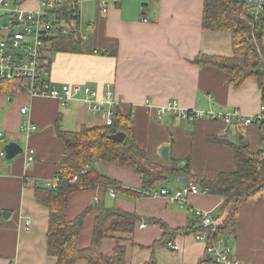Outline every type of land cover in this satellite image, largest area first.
<instances>
[{"label": "crops", "instance_id": "obj_1", "mask_svg": "<svg viewBox=\"0 0 264 264\" xmlns=\"http://www.w3.org/2000/svg\"><path fill=\"white\" fill-rule=\"evenodd\" d=\"M21 4L29 11L37 9V0H22ZM203 4L204 0H124L101 15L97 3H80L78 24L85 25L86 33L80 34L85 40L79 37L77 53L52 52L48 43L43 77L55 88L86 86L99 95L105 85H111L119 101L114 113L119 110L123 116L131 115L136 143L154 161L170 167L190 157L193 175L201 179L232 172L233 149L212 143L209 138L226 137L231 144L240 141L255 153L264 135L255 125L226 132L221 121L187 122L173 114L156 118V110L173 101L187 111L237 109L245 116L258 112L260 90L254 80L233 88L229 75L194 62L201 55H232L229 33L202 29ZM69 102L74 103L68 106ZM22 109H26L25 114ZM90 117L98 118L79 98L61 106L55 99L30 98L23 91L0 92V154L10 142L23 150L10 161L4 159V153L0 155V264H57L47 253L48 210L35 201L34 191L54 179L65 152L55 124L73 132L96 126L89 123ZM26 121L36 127L29 134L21 130ZM164 147L168 148L167 161L161 158ZM29 150L32 162L27 161ZM91 167L139 195L126 196L103 187L73 193L67 218L74 220L87 211L78 239L81 249L90 245L94 219L99 207H104L138 217L132 234H111V238L102 240L100 251L104 256L112 255L119 239L125 246L126 264H146L151 257L156 264H205L203 243L196 242L192 232H176L198 227L190 208L221 220L224 211L220 209V197L199 190L196 195H188V206L182 207L159 195H143L139 176L128 169L100 162ZM187 184L175 177L157 184L155 192L174 194ZM110 191L114 197H110ZM236 217L234 230L224 235L226 242L227 235L231 239L233 254L242 264H264V197L245 200ZM162 238L175 244L177 251L156 245Z\"/></svg>", "mask_w": 264, "mask_h": 264}, {"label": "trees", "instance_id": "obj_2", "mask_svg": "<svg viewBox=\"0 0 264 264\" xmlns=\"http://www.w3.org/2000/svg\"><path fill=\"white\" fill-rule=\"evenodd\" d=\"M57 11L61 19L70 20L77 13V8L63 7ZM250 21L251 17L244 12L242 0H204L202 29L229 33L232 55H201L194 62L226 73L233 88H238L246 80H254L261 90L264 87V21L258 23L254 30L250 28ZM79 41L78 36H57L51 41L50 50L77 53ZM97 53L100 54L99 51ZM16 86L15 81H0V92L17 91ZM117 132L124 133L122 142L109 138ZM55 133L65 148L59 171L54 177L57 184L54 188H45L43 185L36 187L34 199L48 210L47 253L56 259L57 264H75L79 260H84L86 264H126L125 246L119 243V239H116L109 257L101 254L100 245L103 239L111 238V234H132L138 220L136 215L99 207L93 223L90 245L84 249L78 246V239L87 211H83L74 220L67 218L69 198L79 191L103 187L126 196L139 195L123 188L115 180L97 173L92 167L86 173L81 172L86 165L92 166L94 162L130 170L139 176L143 193L155 191L160 182L178 177L186 183L196 185L205 194L220 197V209L224 211V216L219 220L215 232L203 228L198 219L196 229L187 228L176 232H192L194 235L206 233L208 240H215L234 230L240 205L249 198L261 196L264 191V161L260 149L251 153L246 144L240 141L231 144L226 137H213L209 141L233 149L235 170L219 172L212 179H201L193 175L190 157L175 161L170 167L151 159L136 143L131 115L123 116L119 110L115 111L111 126H83L78 131L69 132L56 123ZM76 175V182L70 183V179ZM161 226L165 228L163 224ZM167 240L162 238L156 245H166ZM146 264L156 262L151 257Z\"/></svg>", "mask_w": 264, "mask_h": 264}, {"label": "built area", "instance_id": "obj_3", "mask_svg": "<svg viewBox=\"0 0 264 264\" xmlns=\"http://www.w3.org/2000/svg\"><path fill=\"white\" fill-rule=\"evenodd\" d=\"M22 0H0V81H15L17 93L23 91L28 97H44L57 100L63 104L67 100H77L83 103L88 111L102 120L104 126H111L114 118V107L119 103L111 85H105L103 93L92 90L89 87L78 85H62L55 88L42 77V66L45 61L46 45L56 36H81L78 24V11L69 19H61L57 11L63 8V4H69L76 9L78 4L85 1L98 4L101 15H105L111 6L117 5L124 0H37V9L33 11L22 8ZM244 12L251 17L250 28L254 30L258 23L264 21V0H242ZM92 31V27H88ZM81 34V35H80ZM146 105H150L146 102ZM151 107V106H149ZM26 109L21 113L25 114ZM166 114H173L180 120L193 122L206 119L210 121H221L225 131L242 126L255 125L260 132L264 133V87L260 90V104L257 114L245 116L239 110L232 109L226 112H215L211 110H184L176 102H169L156 110V118L160 119ZM30 122H24L21 130L29 134L34 131ZM261 158L264 161V135L260 147ZM3 156V153L0 154ZM32 151H28L27 161L32 162ZM89 169L87 165L82 173ZM77 175L70 179L75 183ZM57 180H48L43 183L45 188H54ZM199 189L196 185L188 183L181 191L170 194L166 190L144 191L146 196H162L169 203L179 202L182 207L188 206L186 199L188 195H196ZM262 196L264 197V191ZM110 197L114 193L110 191ZM203 228L215 232L219 224V216L212 213L193 210L190 208ZM142 227L144 225L142 224ZM141 227V228H142ZM212 227V228H211ZM195 240L205 245V264H242L233 254L232 248L223 238L206 240L203 235H195ZM170 251H177L178 247L166 243Z\"/></svg>", "mask_w": 264, "mask_h": 264}, {"label": "water", "instance_id": "obj_4", "mask_svg": "<svg viewBox=\"0 0 264 264\" xmlns=\"http://www.w3.org/2000/svg\"><path fill=\"white\" fill-rule=\"evenodd\" d=\"M231 1L237 2L238 0H231ZM109 138L117 142H122L124 139V134L122 132H117L116 134L110 135ZM22 152H23L22 148L18 144L13 142H10L3 147L4 159L7 161H10L13 158L17 157L18 155H21ZM167 154H168V148L164 147L161 150V158L164 161L168 160Z\"/></svg>", "mask_w": 264, "mask_h": 264}, {"label": "rangeland", "instance_id": "obj_5", "mask_svg": "<svg viewBox=\"0 0 264 264\" xmlns=\"http://www.w3.org/2000/svg\"><path fill=\"white\" fill-rule=\"evenodd\" d=\"M4 23L3 22H0V27L3 25ZM80 31L82 32V33H86V28H85V25H80ZM72 103H74V102H69L67 105L68 106H70V105H72ZM89 123L90 124H92V125H96V126H98V125H101L103 122H102V120L98 117V118H95L94 120L90 117L89 118ZM235 130V129H234ZM196 218V217H195ZM197 219V218H196ZM198 235H203V236H205V238H206V240H207V236H208V234H206V233H202V234H198ZM227 237V244L228 245H230L231 244V239H229L228 240V235L226 236ZM195 238V237H194ZM218 238H223V235H220L219 237H217V239ZM196 241V240H195ZM196 242H198V241H196ZM198 243H201V242H198ZM204 245V244H203ZM204 252H205V245H204Z\"/></svg>", "mask_w": 264, "mask_h": 264}, {"label": "bare ground", "instance_id": "obj_6", "mask_svg": "<svg viewBox=\"0 0 264 264\" xmlns=\"http://www.w3.org/2000/svg\"><path fill=\"white\" fill-rule=\"evenodd\" d=\"M59 1H60L61 3H67V2L64 1V0H59ZM63 6H64L65 8L72 7V6L69 5V4H63ZM56 37H57V36H56ZM54 38H55V37H53L52 40H53ZM52 40H51V41H52ZM42 68H43V70H42V77H43V72H44V68H45V61L43 62V66H42ZM43 78H44V77H43ZM44 79H46V78H44ZM46 80H48V79H46ZM64 103H65V102H64ZM64 103H63V104H60V105H61V106H64ZM33 127L36 129L35 126H33ZM35 129H34V130H35ZM122 133H123V132H122ZM123 134H124V133H123ZM0 136H1V134H0ZM27 153H28V152H27ZM27 157H28V156H27ZM32 158H33V157H32ZM86 166H87V165H86ZM86 166H85V167H86ZM85 167H84V168H85ZM90 167H91V166L89 165V169H90ZM84 168L82 169V171L84 170ZM89 169H88V170H89ZM88 170H87V171H88ZM82 171H81V172H82ZM52 180H54V179H52ZM262 194H263V193H262ZM211 228H212V227H211Z\"/></svg>", "mask_w": 264, "mask_h": 264}]
</instances>
